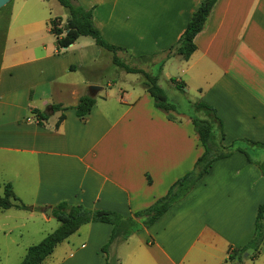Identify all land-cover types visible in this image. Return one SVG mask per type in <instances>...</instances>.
Here are the masks:
<instances>
[{
  "label": "crops",
  "instance_id": "0c3cea01",
  "mask_svg": "<svg viewBox=\"0 0 264 264\" xmlns=\"http://www.w3.org/2000/svg\"><path fill=\"white\" fill-rule=\"evenodd\" d=\"M201 1L77 0L92 9L94 25L107 42L134 55L175 45ZM11 8L0 46V185L10 183L18 201L33 208L29 215L44 222L60 201L136 221L134 213L164 196L203 153L191 120L157 109L145 89L114 92L105 89L109 82L93 95L88 86L95 83L86 77L63 79L80 71L70 66L96 63L103 54L98 46L79 41L89 37L80 36L65 52L50 51L44 43L41 52H32L17 43V32L33 37L40 21L11 25ZM193 41L196 49L187 59L173 49L162 67L174 61L184 91L193 90L194 101L216 110L224 145L244 146L240 139L264 143V0H216ZM85 94L94 96L95 104L80 118L74 106ZM38 104L65 109L38 122L32 111L44 110ZM249 152L251 162L237 150L215 160L152 225L111 242L107 249H116L115 264H264V243L253 259H246L252 252L240 262L227 259L231 249L253 237L257 209L264 203V174L256 164L264 161V150ZM84 227L83 241L70 236L60 243L63 263L106 264L102 248L112 225Z\"/></svg>",
  "mask_w": 264,
  "mask_h": 264
},
{
  "label": "trees",
  "instance_id": "16d2710c",
  "mask_svg": "<svg viewBox=\"0 0 264 264\" xmlns=\"http://www.w3.org/2000/svg\"><path fill=\"white\" fill-rule=\"evenodd\" d=\"M57 1L65 8L68 14L67 20L63 25H60V19L57 17L50 20V32L56 37L57 49L67 48L80 36L91 37L98 47L114 54L113 62L116 66L122 67L127 73L143 74L144 79L142 80V86L152 97L153 104L157 109L166 114L174 112L176 115L187 116L191 120L194 132L204 150L197 158L193 169L177 179L169 187L164 196L158 198L146 209L134 213V217L142 219V224H137L133 220L111 211L91 209L80 204L71 205L67 201L58 202L52 207L51 216L59 221V225L41 241L29 246L23 259L18 264H41L52 254L58 244L75 233L81 225L90 222H103L112 225V233L109 241L102 248L103 251H106L110 243L116 239L118 240V237L119 240H125L130 234L139 230L141 227L152 225L174 202L184 197L192 189L195 183L208 172L215 160L228 157L234 150H237L242 152L247 160L251 162L250 148L257 147L264 150V143L248 139L238 140V142L244 144V146H235V143L224 145L223 140L225 135L222 121L212 106L200 100L194 102L188 101L192 110L185 112L179 108L177 103L168 100L164 89L158 83L162 65L171 56L173 49V53L181 55L184 59H187L196 49L193 39L195 35L203 29L216 0H202L200 2L197 9L192 12L176 44L168 48V52H166L167 55L165 54V57L159 63L158 72L156 74H150L142 69L131 67L115 56V51L123 50L124 48L110 44L102 37L100 31L94 25L92 9L83 8L77 0ZM70 69H76V66H70ZM169 80L174 83L176 88L184 91L185 83L182 80H176L175 77H171ZM94 104V96L90 94L82 95L74 106L76 115L80 118H84V116L90 112ZM64 109L65 108L60 104H52L46 111H40L38 109L32 111L36 113L38 122H42L47 120L50 114ZM201 114L203 115L201 116ZM63 117L64 114H61L60 119ZM256 164L264 174V161L257 162ZM17 201L18 199L12 190L11 184L5 183L3 185V194L0 196V208L7 209L16 207L20 209H33L31 206H26ZM263 240L264 203L260 204L257 209L253 237L244 247L240 249H231L227 259H237V261L240 262L243 258V253L250 249L253 253L251 255L249 254L248 257L253 259L257 255ZM106 264H115V261L108 259Z\"/></svg>",
  "mask_w": 264,
  "mask_h": 264
},
{
  "label": "rangeland",
  "instance_id": "374dc122",
  "mask_svg": "<svg viewBox=\"0 0 264 264\" xmlns=\"http://www.w3.org/2000/svg\"><path fill=\"white\" fill-rule=\"evenodd\" d=\"M22 3H24V5H22ZM10 6H12V16L10 18L11 25L27 22V20L32 18L40 21L37 30L34 31L33 37L30 36L28 32L18 31L17 39L19 38V40H17V43L24 44L25 47L30 48L32 52H41L42 43L49 47L50 51L54 49H56L57 52L66 51L65 48L57 49L55 46V35L51 34L48 30V28H50L51 19L61 17L63 23L61 21L59 22L60 25H63L68 17L65 8L60 5L57 0H10L6 5L1 7L0 46L3 41L4 28L7 21V11ZM84 39L94 42L91 37H81L79 41ZM13 44V40L10 38L7 45L9 50L11 46H14ZM97 48L99 52H102L103 54L98 58L96 63L92 66H83L82 68L76 66L77 70L80 69V71L72 73L63 79L76 75L79 78L86 77L95 83L91 85L100 87L108 85V83L111 82V88L105 87V89H110V91L119 92L120 89L130 90L131 88H134L136 90L134 92H143L144 87L142 86V80L144 77L142 73H127L122 67L115 65L113 62V53L103 50L100 47ZM115 52V56L125 64L142 69L150 74H156L158 72V65L165 57L168 49L149 55H134L127 49ZM173 62L174 61H169L164 67H162V70L159 73L158 83L164 89L168 100L177 103L181 110L189 112L192 110V107H190L188 101L194 102L195 94L193 90L181 91L175 87L172 81L169 80L171 77L178 76ZM38 105V107L44 109L43 111H46L47 108L45 109L44 106H41L40 104ZM29 114L31 113L27 110V115ZM202 115L203 114H201V116ZM176 116L180 117L179 115ZM2 194L3 186L0 185V196ZM26 201L29 200L27 199ZM25 205L28 206L27 204ZM29 211L30 209H20L16 207L10 208L8 211H4V209L0 208V222L6 224L5 226L0 227V264H18L23 259L29 246L41 241L59 225V221L53 216L49 222H44L40 218L30 216ZM137 220L141 222V219L139 218H136V221L134 222L137 223ZM84 228V225H81L75 233L71 234V237L69 236L72 238L71 240L83 241ZM64 242L67 241L65 240ZM263 243L264 240L260 245V248ZM62 246V244H58L53 253L49 255L42 264H65L63 263L64 249H62ZM104 252L108 253L109 260H113L116 249L113 247ZM251 252L253 253L251 249L244 252L243 257H246V255ZM247 257L246 259H249V257Z\"/></svg>",
  "mask_w": 264,
  "mask_h": 264
},
{
  "label": "water",
  "instance_id": "95a60500",
  "mask_svg": "<svg viewBox=\"0 0 264 264\" xmlns=\"http://www.w3.org/2000/svg\"><path fill=\"white\" fill-rule=\"evenodd\" d=\"M10 0H0V8L3 7L4 5H6ZM100 86H96V85H90L88 87L89 91L91 94H95L98 90H100ZM186 90V88H184ZM50 211H51V208L50 207H47L44 211V214L49 217L50 216Z\"/></svg>",
  "mask_w": 264,
  "mask_h": 264
}]
</instances>
